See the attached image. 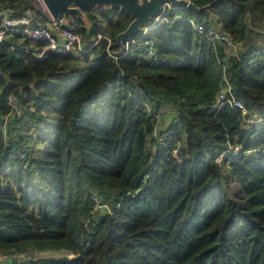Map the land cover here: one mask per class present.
<instances>
[{
    "label": "trees",
    "instance_id": "16d2710c",
    "mask_svg": "<svg viewBox=\"0 0 264 264\" xmlns=\"http://www.w3.org/2000/svg\"><path fill=\"white\" fill-rule=\"evenodd\" d=\"M9 1L12 15L24 17L27 1ZM93 9L85 10L89 33L77 17L75 29L87 38L109 33L117 50L115 35L131 15L97 9L105 30ZM169 13L184 16L148 30L156 61L136 52L115 60L104 44L83 58L52 51L39 59L0 43V174L8 179L0 175V250L44 252L0 264H264V47L226 62L225 49L200 39L185 17L215 16L241 42L264 14V0ZM226 78L248 113L213 109ZM10 94L25 112L6 123ZM146 103L160 119L171 108L163 140ZM231 145L241 152L220 164ZM232 181L240 198L230 195ZM94 195L112 211L93 215ZM32 206L38 214L29 216Z\"/></svg>",
    "mask_w": 264,
    "mask_h": 264
},
{
    "label": "built area",
    "instance_id": "2783aa9c",
    "mask_svg": "<svg viewBox=\"0 0 264 264\" xmlns=\"http://www.w3.org/2000/svg\"><path fill=\"white\" fill-rule=\"evenodd\" d=\"M39 7L37 12L33 9L25 8L26 15L24 17H17L13 14V3L9 0L4 1L0 5V15L2 20L0 22V43H9L11 49L19 48L27 53H31L39 59H44L50 52H57L63 54H69L70 52L76 53L78 57L83 58L92 47H100L104 44V50L111 54L115 60L121 55L127 54V52H136L143 60L156 61L159 59V53L156 48V43L153 38L148 37V30L156 25L162 24L165 21L174 22L181 19L183 14L169 15L170 11H178L182 8L188 7L187 5L176 6L169 0H164L162 9L158 15L154 16L151 20L145 23V25L136 31L134 34L126 37L123 40L124 52L120 55L115 53V50L111 48L112 37L109 33L98 32L96 36L86 37L83 31L76 30L74 27V18L72 19L70 26L65 25L64 15H60L55 18L50 15L43 0H37ZM94 14H97L102 22L103 28L106 30L107 25L103 20L101 14L97 9H93ZM192 24L196 34L205 40L214 49L217 46L229 47L235 50V55L238 54V50L241 49L239 42H236L234 38L227 32L220 30L211 21H203L195 16H185ZM111 83H107L109 86ZM223 87L217 93L215 101L213 102V109L220 110L225 104L231 105L233 108L241 110L243 113H248L249 110L246 104L241 99H238L234 92L231 83L226 78L222 85ZM8 105L10 112L5 116V122L7 123L14 116H22L25 110L21 108V104L17 99L10 94L8 96ZM149 114L153 115L156 119V127L154 135L158 136L161 140L164 139L166 134L170 133V130L161 129L158 125L160 121V113L152 109V107L146 103ZM161 130L165 132L159 134ZM257 151L263 150L262 148L256 149ZM180 151V143L177 142L173 148V152ZM255 150H249L252 152ZM241 147L239 145H231L228 149L222 151V153L216 158V161L222 162L223 158L231 154H239ZM24 156V153L21 154ZM95 202L93 208V215L100 212L112 211V206L105 201H101L97 196H93ZM115 207H120V203H117ZM97 210V211H96ZM90 220L87 219L86 222ZM7 256L4 259H8ZM2 257H0L1 260Z\"/></svg>",
    "mask_w": 264,
    "mask_h": 264
},
{
    "label": "water",
    "instance_id": "95a60500",
    "mask_svg": "<svg viewBox=\"0 0 264 264\" xmlns=\"http://www.w3.org/2000/svg\"><path fill=\"white\" fill-rule=\"evenodd\" d=\"M44 4L50 15L55 18L60 15L65 17V25L70 26V23L74 17H77L84 23L86 32L92 27V20L87 15L85 10L89 8H96L98 10H107L119 8L121 12L131 15L132 20L126 25L123 30H120L115 35V43L118 49L115 50L117 55L122 54L124 51L123 40L134 34L141 29L146 22L151 20L154 16L158 15L162 9L164 0H43ZM176 6L187 5L194 12L200 13V11L207 9L213 5L217 0H212L207 3L196 4L193 0H169Z\"/></svg>",
    "mask_w": 264,
    "mask_h": 264
},
{
    "label": "rangeland",
    "instance_id": "374dc122",
    "mask_svg": "<svg viewBox=\"0 0 264 264\" xmlns=\"http://www.w3.org/2000/svg\"><path fill=\"white\" fill-rule=\"evenodd\" d=\"M26 1H27V3H26L25 8H30V9H33L34 12H37V9L39 7L38 1L37 0H26ZM14 7L18 8L19 6L15 5ZM25 15H26V13H25ZM211 21L216 25L217 19L215 16L211 17ZM250 24L252 26V29H254V32H249L247 34V36L245 37V39H243L241 41V46L243 47V50H241V51H246V49H248L249 47L256 48V49L264 47V14L263 13L258 14L256 16V21L251 20ZM165 112L171 114L172 113L171 108L168 107ZM172 116L173 115H170L169 118H171ZM253 125H254V123H253ZM223 163H220V164L223 165ZM0 175L2 178V182L6 183L8 181V179L5 177V172H2ZM12 185L14 187V190H16L17 189L16 185H14V184H12ZM229 192L233 198H240L242 196L241 189L239 187V184L236 181L231 182ZM28 214H29V216L37 215L38 214V208H36V206H32L28 210ZM43 253L44 252L41 251L40 249H36L34 246H31V245H27L23 251H20L19 253H13V255L11 253H3L0 250V257L6 258L7 256L12 255L10 257L24 260L26 258L41 256V255H43Z\"/></svg>",
    "mask_w": 264,
    "mask_h": 264
},
{
    "label": "crops",
    "instance_id": "0c3cea01",
    "mask_svg": "<svg viewBox=\"0 0 264 264\" xmlns=\"http://www.w3.org/2000/svg\"><path fill=\"white\" fill-rule=\"evenodd\" d=\"M1 20H2V17L0 15V22H1ZM216 27L218 28V24H216ZM239 45L241 46V42H239ZM223 49H225V51L227 53L224 55V57L222 59L227 62L229 60L230 56L235 55V50L232 49V48H229V47H223ZM241 50H243L242 46H241V49L238 50V54L237 55H239V52ZM169 116L170 115L168 113H166L164 116L161 115V119H160V121L158 123V125H160L161 128H163V129L166 128L167 124L169 123V121L172 118V117L169 118ZM251 120L254 123V125L256 126V128H259L261 126V124H262V123H260V118H258L256 115L251 116Z\"/></svg>",
    "mask_w": 264,
    "mask_h": 264
}]
</instances>
